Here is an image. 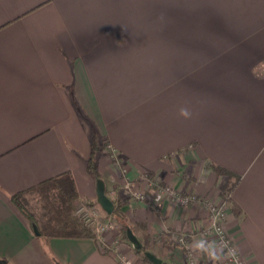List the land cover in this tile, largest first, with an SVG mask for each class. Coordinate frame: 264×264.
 Here are the masks:
<instances>
[{"label": "crops", "instance_id": "obj_1", "mask_svg": "<svg viewBox=\"0 0 264 264\" xmlns=\"http://www.w3.org/2000/svg\"><path fill=\"white\" fill-rule=\"evenodd\" d=\"M93 131L98 179L164 264H189L173 233L199 264L229 263L203 242L204 205L156 180L224 202L238 251L264 264V0H0V264H124L112 238H45L12 201L69 172L76 205L99 207ZM215 165L241 177L229 202Z\"/></svg>", "mask_w": 264, "mask_h": 264}, {"label": "trees", "instance_id": "obj_2", "mask_svg": "<svg viewBox=\"0 0 264 264\" xmlns=\"http://www.w3.org/2000/svg\"><path fill=\"white\" fill-rule=\"evenodd\" d=\"M91 147L92 153L87 163L88 170L96 179H98L100 175L98 173L97 154L103 147V144L96 131H93L91 134ZM213 168L218 174L228 177L221 192L224 199L229 202L233 190L239 183L241 177L220 166L215 165ZM155 185L159 188L163 186L162 183H155ZM32 193H36L39 196L40 214L31 211L26 203V196ZM184 195H187V193ZM77 199L78 193L76 183L69 172L50 178L35 187L12 196L14 204L20 208L32 224L37 227L36 230L40 236H44L45 238H96L94 231L86 226L77 214ZM113 202L115 204V210L112 215L116 218L124 217L125 219L126 215L122 209L123 204L117 203L116 200H113ZM128 228L131 227L128 225L123 227L124 238L129 242L127 237ZM184 235L189 242L192 241L189 235ZM141 242L143 243L142 249H136L135 247L134 249H136L137 252L142 253L146 261L152 263L146 256V252L148 251L147 245L144 241ZM58 264L61 263L58 262ZM202 264H209V262L204 259Z\"/></svg>", "mask_w": 264, "mask_h": 264}, {"label": "built area", "instance_id": "obj_3", "mask_svg": "<svg viewBox=\"0 0 264 264\" xmlns=\"http://www.w3.org/2000/svg\"><path fill=\"white\" fill-rule=\"evenodd\" d=\"M164 189L167 191L168 194L172 196V199L175 202H178L182 205L187 206L194 202L203 204L207 211L208 219V225L202 233L203 242L208 243V241L213 240L218 248V252L221 254V257L229 264H247L242 254L238 251V248L234 243L232 237L230 236V234H228L224 227V222L226 220L227 215L226 204L224 202L216 203L206 198H202L194 193L183 195L177 192L172 187H165ZM140 198L143 199V196H141ZM85 209L86 206L80 203V205H78L77 207V214H80V212H82L83 214L88 212L85 211ZM84 220L86 223L90 222V217H86L84 218ZM94 228L96 229V237H98L100 234H103L106 230L113 228V225L111 223L106 225L103 224L101 226L97 225ZM176 240L178 242V245L187 252L189 263L198 264L196 260V249L193 241L189 242L184 234L178 235L176 237ZM121 261L124 264H131L128 259L123 257H121Z\"/></svg>", "mask_w": 264, "mask_h": 264}, {"label": "rangeland", "instance_id": "obj_4", "mask_svg": "<svg viewBox=\"0 0 264 264\" xmlns=\"http://www.w3.org/2000/svg\"><path fill=\"white\" fill-rule=\"evenodd\" d=\"M144 178H148V175H144ZM150 179V178H149ZM156 180V179H155ZM154 179H150V182L152 181H155ZM157 183H162L161 181H158L156 180ZM155 182V183H156ZM114 185H110V190L108 189V192L110 194V198L112 200H116L117 201V197H116V194L115 192L113 191V187ZM133 186V185H132ZM131 185L128 186V189L130 192H127V195H129L130 197L136 199V200H144L142 198H140L141 196H143V198L145 197V194L142 193L139 189H134ZM165 187H170L168 185H163L161 188H160V191H159V196L164 194L165 196H167L171 201L175 202L173 199H172V196L170 194L167 193V191L164 189ZM177 192L181 193V194H185L183 192H180L178 190H176ZM189 194V193H187ZM112 196V197H111ZM158 196V200H159V197ZM26 203L28 204V207L31 211H33L34 213L36 214H40V202H39V196L38 194L36 193H32V194H28L26 196ZM177 203L178 205H182L178 202H175ZM82 205H85L86 206V209L85 211H88L86 213H82L80 212V214H78L80 216V218L82 219L83 223L88 226L89 228H91L94 233L96 232V229L94 227H96L97 225H106V224H112L113 225V228L109 229V230H106L103 234H100L96 239L100 242H104L105 243V239H108V237L112 238L115 242H113V246L115 248V251H114V254L123 257V258H126L128 259L131 264H153V263H150L148 261H146L143 257V254L142 253H139L136 251V249H134V246L133 244L129 243L125 238H124V229L123 227H125L126 225L130 226L133 229V227L130 225V221L127 220V218L124 217L123 218H116L114 217L112 214L109 215L107 214L102 208H99L96 206V203L94 202H89V201H82L81 202ZM80 205V203L78 204ZM182 206H185V205H182ZM90 212V213H89ZM86 217H90V222H85L84 218ZM94 223V224H93ZM180 235L179 233H173V235L171 236L170 241L171 243H175L176 245H178V242L176 240V237ZM107 236V237H106ZM142 241L145 242V244L147 245V249L148 251L154 253V250L156 251V249L152 246V245H149L148 243V240L143 238L142 237ZM160 243H163L162 241H160ZM194 245H196L194 243ZM120 247L124 249H126L125 247H127V253H122V250L120 249ZM109 251V250H108ZM197 251V250H195ZM125 254V255H124ZM156 254V253H154ZM128 255V256H127ZM157 255V254H156ZM135 256L137 258V261H134L132 259V257ZM158 256H160V253L158 252ZM196 260H197V263L199 264V260H198V256H197V252H196ZM190 264V263H189Z\"/></svg>", "mask_w": 264, "mask_h": 264}, {"label": "water", "instance_id": "obj_5", "mask_svg": "<svg viewBox=\"0 0 264 264\" xmlns=\"http://www.w3.org/2000/svg\"><path fill=\"white\" fill-rule=\"evenodd\" d=\"M96 189H97V201L102 207V209L109 215L113 214L115 210V204L113 200L106 193V185L103 179L97 180ZM127 237L129 242L133 244V246L136 249H142L143 243L138 238V236H136V234L131 228L127 229ZM146 256L153 264H164V261L161 258H159L156 254L150 251L146 252Z\"/></svg>", "mask_w": 264, "mask_h": 264}, {"label": "clouds", "instance_id": "obj_6", "mask_svg": "<svg viewBox=\"0 0 264 264\" xmlns=\"http://www.w3.org/2000/svg\"><path fill=\"white\" fill-rule=\"evenodd\" d=\"M181 114H182V115H185V116H187V115H188L187 111H186V110H184V109H182V110H181Z\"/></svg>", "mask_w": 264, "mask_h": 264}]
</instances>
